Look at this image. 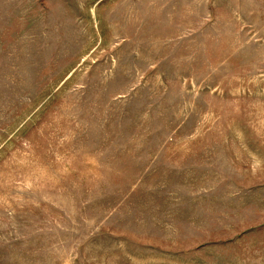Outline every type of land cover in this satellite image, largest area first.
<instances>
[{"label": "rangeland", "instance_id": "1", "mask_svg": "<svg viewBox=\"0 0 264 264\" xmlns=\"http://www.w3.org/2000/svg\"><path fill=\"white\" fill-rule=\"evenodd\" d=\"M0 264H264V0H0Z\"/></svg>", "mask_w": 264, "mask_h": 264}]
</instances>
